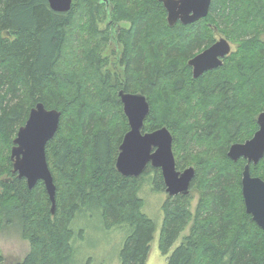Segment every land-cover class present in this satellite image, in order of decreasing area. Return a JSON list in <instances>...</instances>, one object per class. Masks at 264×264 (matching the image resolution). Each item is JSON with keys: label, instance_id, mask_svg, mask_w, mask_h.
Instances as JSON below:
<instances>
[{"label": "trees", "instance_id": "1", "mask_svg": "<svg viewBox=\"0 0 264 264\" xmlns=\"http://www.w3.org/2000/svg\"><path fill=\"white\" fill-rule=\"evenodd\" d=\"M109 1L112 9L103 0H94L98 12L95 17L99 14L107 18L110 33L107 36L106 30L101 42L104 45L86 52L83 68V58L78 56L84 43L81 36L85 39L94 35L88 26L82 33L77 32L86 0H73L67 13L53 11L48 0H0V231L17 218L31 245L27 257L16 264H91L89 260L76 263L73 247L72 224L77 217L88 215H98L108 231L127 229L120 264H146L157 226L143 211L140 192L147 178L151 189L157 192L165 193L166 186L161 169L150 165L138 178L124 177L116 169L119 147L130 129L118 92L124 89L149 96L152 88H158L167 99V92L171 91L174 99L181 100L188 97L192 86L193 96L200 92L206 98L202 104L205 118L198 125H192L179 106L163 110L160 103L155 104L148 97L151 111L144 132L166 127L173 136L177 170L194 166L191 188L200 179L204 187L195 214L188 208L190 194L167 196L162 207L161 251L167 256V264H264V231L247 214L242 194L246 162H233L228 157L231 144L253 135L256 119L247 122L242 118L246 102L238 95L239 87L231 79L234 75L220 78L224 66L193 79L186 64L210 41L203 38L205 22L210 31L207 22L219 29L224 23L231 36L251 39L262 35L264 0H212L208 16L188 26H170L163 4L151 0L161 10L157 15L159 38L151 37L149 45L143 47L141 41L150 16L136 20L129 32L132 44L128 45L123 62L128 80L124 86L117 81L114 90L103 99L105 103L98 104L85 87L96 86L98 79L104 87L111 83L100 74V67L106 63L100 56L102 48L113 38L112 22L119 23L113 17V0ZM149 15L155 13L150 10ZM189 29L191 32H184ZM175 31H181V38L184 37L182 49L168 45L167 33ZM122 38L120 33L119 39ZM258 43L257 48L251 46L252 53H259L255 75L259 68L264 69V42ZM112 52L115 54L114 49ZM157 52L167 60L162 62ZM176 58L183 63V73L173 62ZM243 68H237L235 75L245 76ZM136 77L143 79L142 85ZM250 90L249 95L256 98L255 88ZM211 99L214 104L208 108ZM39 103L61 112L59 130L46 147L56 185L54 213L44 183L39 181L29 189L26 179L13 173L11 159L17 133ZM173 113L181 116L180 121L171 119L169 114ZM194 138L218 146L219 159L213 160V152H195L192 147L186 151L180 144L185 139L194 142ZM250 169L252 176L264 180V158ZM188 229L189 234L185 235ZM0 264H6L1 254Z\"/></svg>", "mask_w": 264, "mask_h": 264}, {"label": "rangeland", "instance_id": "2", "mask_svg": "<svg viewBox=\"0 0 264 264\" xmlns=\"http://www.w3.org/2000/svg\"><path fill=\"white\" fill-rule=\"evenodd\" d=\"M81 3H85L82 2ZM77 3V0H74V3ZM157 2V0H156ZM114 4V19L119 22L121 25V32L123 35L122 40L120 41L121 45L119 47L121 51V57L118 55L113 54L112 49L115 50L114 44H111V41L103 47V53L100 56L105 60V64L103 63L102 67H100V74L107 78L108 81L111 83H107L104 87L101 83L98 82L96 86H86L85 89H90V93L93 97V101L99 103H105L103 99H106L108 94L114 90L116 86V82L119 81L121 85L124 86L126 81L128 80L126 74V56H127V48L128 45L132 44V39L130 36V31L132 30L136 20L140 19V17L146 16L149 17L148 26L146 27V33L141 41V45L144 47L148 46V42L153 38L157 37V31L159 30L158 22H157V15L161 12L158 11L159 7L152 5L151 0H113ZM87 7L81 11L82 14L79 16V28H77V32H81L84 29V26H88V29L94 31V35L91 36H81L84 40L82 45V49L79 52L78 56L83 58V68H85L86 63V56L87 51L90 49L97 50L98 47L104 45L103 40L104 36H109V29H108V20L103 15L95 14L98 13L97 9L94 8V0H86ZM156 8V9H154ZM158 9V10H157ZM153 11L155 15H149V11ZM208 23V22H207ZM221 24L219 29L218 26L213 27L212 31L207 28L206 22L202 24V27H205L204 36L203 38L208 39L214 38L215 40H219L221 38L227 39L231 44V54L230 58L225 61V65L221 72H219L220 78H225L229 76L233 80V82L239 87L238 95L241 99L246 102V110L242 111V118L248 120H253L254 118L257 119L255 114L264 107V69L259 68L258 72L255 75V69L259 67L257 60H259L258 55L259 53H252L251 46L253 45L254 48H257L256 42L263 43L264 42V33L259 37H252L250 38H241L236 36L230 35V29L226 26ZM76 26V27H77ZM107 30V32H106ZM123 30V31H122ZM176 30V29H175ZM106 32V35H105ZM184 32H191V29L185 30ZM82 33V32H81ZM152 34V36L150 35ZM261 34V33H260ZM168 45L171 46H178V48L182 49L183 38H181V31H175L174 34H168ZM74 39V36H72ZM250 39V40H249ZM261 40V41H260ZM258 43V44H259ZM250 47V49H249ZM87 52V53H86ZM86 54V56H85ZM150 56V55H149ZM157 58H159L162 62L167 60V58L163 57L161 52H157ZM151 57L149 58V61ZM173 62L178 64L180 67V71L183 73V63L180 59L176 58ZM243 71H245V76H237L235 75L236 69L241 67ZM82 69V67H80ZM100 75V76H101ZM110 78H109V77ZM260 76V77H259ZM138 78V79H137ZM137 82L142 85L143 79L140 81V77H136ZM90 82H93L90 79ZM166 86H170L169 83H163ZM251 88H255L253 94H255L256 98L251 97L249 94H252ZM194 87L190 89L188 92L187 98L176 99L174 102L173 93L167 92L169 95V99L164 97L165 93L161 91L162 89L152 88L151 92H149V98L153 100L155 104H161L163 110H167V107H177L179 106L182 111V115L191 119L193 124L198 125L199 123H203L205 118L206 112L202 108V104L206 100L205 96L197 94V96H193ZM253 90V89H252ZM167 95V96H168ZM206 102V101H205ZM212 103V104H211ZM210 107H213L214 100H210ZM264 110V108L262 109ZM168 112V111H167ZM172 120L180 121L181 116L169 114ZM255 116V117H254ZM115 117L112 119L114 121ZM242 119V120H243ZM249 124V123H248ZM249 126V125H248ZM189 139V138H188ZM195 141L191 142L189 140H182L180 144L185 147L184 149L188 151L191 147L192 150L195 152L201 151V153L209 154L213 152L212 156H215V159L218 160V146L211 142H202L199 140L200 138H194ZM12 152V149H11ZM212 154V153H211ZM194 166H188L185 169H188ZM183 169L182 171H184ZM198 181V180H197ZM148 178L146 183L144 184L142 191L140 192V198L144 201V212L147 216L154 220L157 226V231L155 234V238L151 243L149 255L146 261V264H167V256L164 255L160 248V232L163 225V212L162 207L166 202L167 196H169L166 192H157L153 188L151 189V183H149ZM203 181L200 179L198 182H195V186L191 188L190 193V201H189V211L195 214L197 206L201 200V195L203 192ZM150 184V185H149ZM72 228L75 232V238L73 240V247L75 249V262L81 263L83 261L89 260L91 264H120V254L123 249L124 241L127 234V229H120L115 228L110 231L104 229L101 218L98 215H88L86 217H77L72 224ZM83 231V236H80V232ZM189 234V229L185 231V235ZM179 243V242H177ZM177 245V244H176ZM175 246L172 247L171 252L175 249ZM31 251L30 241L24 238L23 232L21 229L20 221L15 218L12 222L7 224L3 227L0 231V254L5 258L6 264H16L18 262H22L27 255ZM84 263V262H83Z\"/></svg>", "mask_w": 264, "mask_h": 264}, {"label": "water", "instance_id": "3", "mask_svg": "<svg viewBox=\"0 0 264 264\" xmlns=\"http://www.w3.org/2000/svg\"><path fill=\"white\" fill-rule=\"evenodd\" d=\"M50 8L58 13H67L72 9L73 0H48ZM167 11L168 23L174 26L179 20L187 25L206 18L212 0H160ZM231 53V45L225 40L217 41L189 64L194 68V77L198 78L206 71L222 65L221 58ZM128 119L129 131L119 147L116 169L124 177L138 178L150 165L161 169L166 193L170 197L188 196L195 178V169L177 170L173 152V136L166 128L144 132L146 118L151 111L147 97L141 93L119 92ZM61 112L48 110L39 103L30 112L14 140L11 152L13 173L26 179L29 189L42 181L46 187L52 212L55 211L56 185L46 155L47 144L59 130ZM259 130L252 139L244 144L236 143L230 147L228 157L237 162L245 159L247 164L242 173V194L247 214L264 231V180L251 174V165H257L264 158V112L258 118Z\"/></svg>", "mask_w": 264, "mask_h": 264}, {"label": "flooded vegetation", "instance_id": "4", "mask_svg": "<svg viewBox=\"0 0 264 264\" xmlns=\"http://www.w3.org/2000/svg\"><path fill=\"white\" fill-rule=\"evenodd\" d=\"M160 1V0H159ZM103 2H105L106 3V5H107V7L109 8V9H112L113 8V6H112V4L110 3V1L109 0H103ZM162 3V2H161ZM163 4V3H162ZM163 6H164V4H163ZM165 8V7H164ZM166 10V9H165ZM167 12V11H166ZM167 17H168V14H167ZM204 19V18H203ZM202 20V19H201ZM200 21V20H199ZM199 21H196V22H194V23H191V24H187V25H185V24H183L180 20L175 24V25H182V26H188V25H193V24H197ZM112 23H114L112 26H111V32H112V34H111V36H113V38H112V40H111V44H114V46L116 47L115 48V53H116V55H118V57H121V53L117 50V49H119L117 46L118 45H120V40L121 39H119V35H120V33L122 34V32H121V25L119 24V23H117V22H112ZM208 26L209 27H211V28H213V25L210 23V22H208ZM123 31V30H122ZM208 39H209V37H208ZM221 39H225V38H221ZM221 39H219V40H215L214 38H210V41L209 40H205V41H209L208 42V44L207 45H204V47L202 48V50L201 51H199V52H197L194 56H192L191 58H189L187 61H186V64H187V66L188 67H190L191 68V73H192V78L193 79H198V78H200V77H202L204 74H206V73H208V72H211V71H214V70H218V69H220V68H222L224 65H225V61L229 58V56H230V54L229 55H227V56H225V57H223V58H221V60H222V65L221 66H219L218 68H216V69H212V70H209V71H206L204 74H202L200 77H198V78H195L194 77V68L189 64V62L193 59V58H195L196 56H198L199 54H201L202 52H204L205 50H207V49H209L211 46H213L217 41H220ZM225 40H227V39H225ZM228 41V40H227ZM229 42V41H228ZM210 43V44H209ZM230 43V42H229ZM231 45V44H230ZM231 51H232V48H231ZM120 91H124L125 93H131V92H126L124 89H120L119 90V92ZM119 92H118V96H119ZM133 94H136V93H133ZM146 97H147V99H148V96L147 95H145ZM119 98V97H118ZM149 101V100H148ZM264 111H262L259 115H258V117H257V119H256V125H257V129L255 130V132L253 133V135L251 136V137H249L248 139H246L244 142H239L240 144H244L245 142H247L248 140H250V139H252L253 138V136L255 135V133L259 130V125H258V118H259V116L263 113ZM233 144H236V143H233ZM233 144H231V146L233 145ZM230 146V147H231ZM229 150H230V148H229ZM229 152V151H228ZM243 160H245V159H243ZM245 162H246V164H247V161L245 160ZM253 165V164H252ZM246 166V165H245ZM166 192V191H165Z\"/></svg>", "mask_w": 264, "mask_h": 264}]
</instances>
